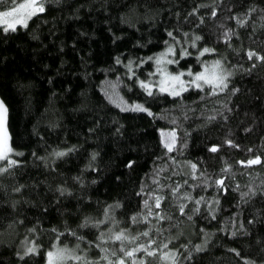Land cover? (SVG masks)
Returning a JSON list of instances; mask_svg holds the SVG:
<instances>
[{"label": "trees", "instance_id": "trees-1", "mask_svg": "<svg viewBox=\"0 0 264 264\" xmlns=\"http://www.w3.org/2000/svg\"><path fill=\"white\" fill-rule=\"evenodd\" d=\"M193 8H197L195 13ZM213 8L215 16L210 15ZM249 8L255 11L238 25L233 14L243 18ZM225 28L238 33L231 35V47L229 41L218 38ZM2 29L0 26V98L8 109L11 144L23 154L13 153L22 163L12 166L9 172L13 174L0 176V264H45V253L53 246L77 243L67 229L86 237L80 247L95 257L100 250L88 241L97 239L99 229L92 225L78 228L84 216L102 218L104 205H113L119 227L133 234L143 232L148 222L138 216L133 223L131 216L146 212L142 201L153 190L164 199L160 209L155 208L154 200L149 204L154 211L162 209L166 217H149L155 225L149 233L156 239L153 246L168 241L169 248L175 247L186 256L182 245L191 248L201 243L207 232V247L184 264H248L242 257L256 264L264 261V192L260 191L264 188V61L253 57L256 66L252 67L253 61L247 58L249 48L264 54V0H48L47 12L39 18L33 16L27 28L19 26L8 33ZM166 29L193 53L180 58L179 67L191 65L199 70V61L221 58L234 73L229 77V89L239 91L200 93V99L199 90L190 89L183 101L155 89L154 97L147 96L136 80L147 79L154 60L134 66L136 75L131 77L124 65L129 58L135 65L139 58L161 52L164 41H171ZM193 33L202 37L195 48L186 42ZM205 44L217 51L198 60L196 50ZM117 57L124 63L117 64ZM112 93H119L129 103H146L158 115L122 111L112 102L117 98ZM174 100L178 107H173ZM182 109L187 110L186 120L180 115ZM118 126L120 132L116 131ZM173 127L179 133L178 142L165 155L160 129ZM184 129H188L187 143ZM226 139L240 147L226 144ZM212 144L220 147L213 152L209 148ZM71 145H77L75 151L62 157L51 155ZM93 151L99 155L89 168L86 165ZM257 154L262 156L260 164L237 163ZM169 156L180 163L173 164ZM128 160L134 161L131 167ZM189 160L198 164L196 177L185 175L190 166L184 162ZM225 162L232 167L221 172ZM4 163L0 161V167ZM156 171L165 185L181 183L177 195L187 190L193 197L213 200L215 219L209 215L206 202L193 214L194 201H187V215L181 214L170 187L156 189L152 180ZM201 171L213 178L208 181L211 187L201 183L205 178L199 176ZM220 175L225 177L227 191L214 183ZM77 176L84 179L83 185ZM184 180L188 184H183ZM194 181L197 187L189 188ZM142 183L145 194L138 196ZM61 184L71 193L61 196ZM20 185V192L12 191ZM249 185L256 189L255 195ZM242 192L249 195L242 197ZM115 201L121 206L115 207ZM252 218L255 222L249 224ZM241 222L248 231L240 229ZM108 226L105 221L101 228ZM157 227L162 231L157 232ZM26 237L27 242L39 246L38 254L21 260L16 252L24 251ZM137 242L144 243L146 238L141 236ZM108 246H112L111 241ZM232 249L239 250V255ZM143 255V250L136 253L137 257ZM145 262L168 264L159 253L145 256Z\"/></svg>", "mask_w": 264, "mask_h": 264}, {"label": "snow or ice", "instance_id": "snow-or-ice-1", "mask_svg": "<svg viewBox=\"0 0 264 264\" xmlns=\"http://www.w3.org/2000/svg\"><path fill=\"white\" fill-rule=\"evenodd\" d=\"M11 6H8L9 0H0V26H3V32L8 33L9 31H16L17 26H22L27 28L29 26V20L33 16L39 18L40 14H44L47 12L48 0H21V2L16 3L15 0H10ZM199 7V6H197ZM193 13L197 11V8H193L191 10ZM255 11L254 8H249L248 13L240 18L238 15L233 14V19L236 20L238 25H243L249 18V15ZM210 15H216V9L213 8V11ZM187 19V17L185 18ZM200 22H203V17L201 16ZM46 22V21H45ZM223 27V26H222ZM111 31V29H109ZM168 37L171 38V41L166 40L164 44L166 45L163 50L159 53H155L152 56L139 58V62L137 64H133V59L129 58L127 63L124 65L127 69L126 75L135 76V72L132 71V68L139 67L145 63V60H154L155 62V71L148 73L147 79H139L137 78L136 83L144 90V92L149 97H154L155 92L166 93L167 95L178 98L179 101H183L184 94L188 92L190 89L199 90L198 98L202 99L203 96L200 93L205 95H215L220 92H224L226 89L231 92H238L239 89L236 87H232L229 89L230 80L229 77L233 76V70L226 67L223 59L217 58L212 61L201 60L199 61L198 69L193 70L191 65L187 67H179L180 58L185 56H191L193 53L189 52L186 47H184V42L180 41L178 36H174V33L170 29H166ZM238 35L234 29L225 28L224 35L222 37H218L220 39H224L225 41H229L228 46L231 47V35ZM115 35V34H113ZM185 37L188 36V33L183 34ZM37 38V37H34ZM202 37L197 35L196 33L192 34V39L190 41H186L190 43L194 48L196 47V42L201 40ZM139 44L140 41H137ZM177 47H179V54L177 55ZM217 49L214 47H210L205 44L202 48H197L196 57L199 60V57L203 56L205 53H214ZM253 57L255 60L264 61V54L257 52L255 49L249 48L247 50V58L250 61H253ZM116 63L121 64L124 63L119 57L116 58ZM176 65V70H170L168 65ZM252 67H255V61H253ZM237 66H233L235 68ZM249 71V70H246ZM115 88V85H113ZM116 99H113V103H117L118 107L121 108L122 111H143L148 115H158L154 114L150 107L146 106V103L133 102L129 103L125 100L119 93H116ZM111 98V97H110ZM177 101H173V107H178ZM224 108L228 111L231 109L227 108V105H224ZM7 105L3 98H0V161L5 162L2 167H0V176L8 173L9 170L14 165H19L22 161L14 159L11 155L12 153H17L18 155H22V152H18L16 148H14L11 144L10 133L6 130L5 122H6V114H7ZM180 115L183 119H187V110L182 109ZM212 117H210L211 119ZM224 119H227V116H224ZM175 122V121H174ZM180 126L179 124L177 125ZM247 131V129H245ZM89 131H93V129H89ZM117 132H120V126L116 128ZM161 132V144L163 145V149H166L168 153H171L174 148H176L178 142L177 128L173 127L170 129H160ZM184 143H187V134L188 129H184ZM122 134V133H121ZM226 144L233 145L236 148H239L240 145L236 144L232 139H226ZM220 145L212 144L209 146L210 150L215 152ZM77 145H71L70 147L60 148L58 150H54L51 155L55 157H62L72 151H75ZM178 150V149H177ZM247 151H251V149H246ZM35 155V153H33ZM99 155L98 152L93 151L91 153L90 161L86 167H93V162L96 160V157ZM46 159V158H41ZM169 159L173 162V164H179L180 162L176 160L174 156H169ZM262 162V156L252 155L247 159H239L237 161L240 165H253L260 164ZM185 164L190 166V171L185 173V175H190L191 177L197 176V168L198 164L189 160L185 161ZM134 164V161L128 160L127 166L131 167ZM232 165L225 162L221 172H225L231 169ZM162 171V170H161ZM147 175V174H146ZM199 176L205 177L201 183L205 186L211 187L208 183L209 180L213 179L212 177H206L203 171L199 172ZM160 171H156L152 176V180L155 183L156 189H163L166 187H170L171 194L179 201L178 211L181 214L187 215L185 212V204L187 201H194L193 207L191 209L192 213L195 214L200 211V205L202 203H207L208 213L209 215L215 219V212L217 209L213 206V200L205 201L203 196L193 197L191 191H183L177 195L178 190L181 187V183L177 182L175 186L165 185L160 182ZM79 181L81 185L84 184V179L80 176L75 178ZM224 175H220L217 179L214 180V183L218 186V188H223L224 191H227V188L224 186ZM183 184H188L187 180L182 182ZM7 187L6 185L4 186ZM23 185L18 187H13V192H20ZM197 187L196 182L194 181L189 188ZM252 195L256 194V189L251 185L248 186ZM145 184L140 185L138 196L145 194ZM71 189L65 187L63 184L58 186V192L61 196L65 193H71ZM264 192V188L260 190ZM248 192H242L241 196H248ZM147 198L143 199L142 203L145 206L146 212L132 213L131 219L133 223H136V218L139 216L142 220L148 222V227L143 230V232L137 231L133 234L129 229L119 227V221L115 218L113 212V205L105 204L103 207L102 218H93L90 216H84L83 224L79 225V227H85L88 225H92L95 228L99 229V234L96 240L88 241L90 246H95L100 250V253L91 257L88 255V249H81L80 241L86 239V237L78 235L77 231L72 229H67V231L73 236L76 237L77 243L69 247L68 245H57L50 248L45 253V264H146L145 256H155L159 253L162 261H167L168 264H184V261H191L194 258V254L201 251L203 248L207 247L208 234L205 232V239L201 243L195 244L191 248H189V244H184L182 247L186 250V256H182V254L178 251L177 248L168 247V241H164L160 243L158 246H153L156 244V239L149 235L150 230L155 227L153 221L149 219V217H157L159 220H164L166 217L162 215V209L160 211H154L153 206L149 204V200H154V205L156 209H160L161 201L164 199V196L158 191H148L146 193ZM184 199H181V198ZM216 203H219L218 198H215ZM115 207H120V202H114ZM15 206V202L13 204ZM191 216H188V219H191ZM105 221H108L109 226L107 228H101V225L104 224ZM235 223L234 221H232ZM255 222V218H252L248 221L249 224ZM240 229H243L245 232L248 229L245 227L244 223H240ZM55 230V229H54ZM157 232L162 231L159 227H157ZM32 231H36L35 228ZM230 234L235 235V232H231ZM145 237L146 242L139 243L137 242L139 237ZM59 239V237H57ZM26 244L24 251H17L16 255L23 260L26 255L29 254H38V245L35 242H27V237L25 238ZM112 242V246H108V242ZM128 242L127 244L125 242ZM103 242V243H101ZM116 242H119L118 244ZM166 249V251L164 250ZM143 250L144 255L137 257L136 253ZM233 252H236L239 255V250L232 249ZM242 259H248V264H256V261L251 260L250 258L242 257ZM261 264H264V261H261Z\"/></svg>", "mask_w": 264, "mask_h": 264}, {"label": "rangeland", "instance_id": "rangeland-1", "mask_svg": "<svg viewBox=\"0 0 264 264\" xmlns=\"http://www.w3.org/2000/svg\"><path fill=\"white\" fill-rule=\"evenodd\" d=\"M17 27H19V25L17 26ZM218 57H211L209 60H207V61H212V60H214V59H217ZM155 63V62H154ZM168 67H169V69L170 70H176V68H177V66L176 65H168ZM155 71V65L153 66V71L152 72H154ZM147 78H148V75L146 76ZM112 94H115V93H112ZM5 126H6V130L8 131V127H7V114H6V122H5ZM163 129H169V128H163ZM9 132V131H8ZM11 155H13V153L11 154Z\"/></svg>", "mask_w": 264, "mask_h": 264}]
</instances>
